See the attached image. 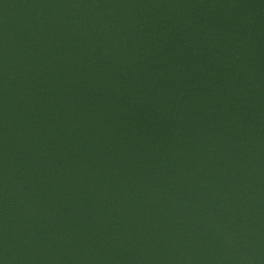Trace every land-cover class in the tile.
Segmentation results:
<instances>
[{"label":"water","instance_id":"water-1","mask_svg":"<svg viewBox=\"0 0 264 264\" xmlns=\"http://www.w3.org/2000/svg\"><path fill=\"white\" fill-rule=\"evenodd\" d=\"M0 264H264V0H0Z\"/></svg>","mask_w":264,"mask_h":264}]
</instances>
